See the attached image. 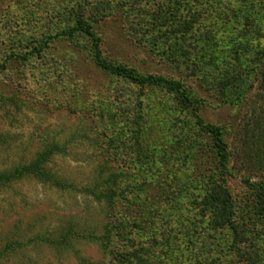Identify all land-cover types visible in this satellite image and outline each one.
<instances>
[{
    "label": "rangeland",
    "instance_id": "1",
    "mask_svg": "<svg viewBox=\"0 0 264 264\" xmlns=\"http://www.w3.org/2000/svg\"><path fill=\"white\" fill-rule=\"evenodd\" d=\"M228 1L232 2H206L218 11L202 14L189 44L179 38V65L165 53L170 40L156 37L151 24L150 15L163 9L167 0H0V63L10 52H28L41 37L71 26L78 15L91 21L100 14H112L101 22L91 21L101 36L103 57L140 72L179 78L202 99L201 116L224 131L232 153L227 182L240 198L247 190L244 176L264 178V162L259 163L249 137L253 124L247 123L255 116L252 106H259L254 103L258 90L255 86L245 100L230 105L220 100L216 82L226 66L236 64L239 54L244 67L257 63L254 46L258 38L251 33L247 39L239 36L238 20L223 14L230 10ZM190 118L179 111L171 93L97 68L89 41L81 34L52 40L39 57L9 61L0 70V171L28 162L55 144L60 149L46 166L75 188L59 189L31 177L0 188V250L11 241L23 242L0 264L100 262V247L86 237L75 236L72 245L53 248L39 236L58 238L70 225L81 234H100L106 221L104 204L83 189L97 184L105 188L110 174L119 170L124 174L122 187L128 182L136 185L134 194L125 193L130 199L136 196L132 208L147 204L145 211L152 208L157 214L153 237L146 235L149 231L144 227L138 239L147 245L172 244V256H180L190 244L185 234L192 229L190 222L196 221L195 217L190 221L192 192L178 197L176 179L191 173L193 167L185 157L188 143L180 130ZM133 127L147 129L142 134L147 137L139 136L137 144L130 142L127 133ZM116 131L138 150L137 158L129 147L108 146ZM189 134L196 133L191 130ZM203 153L201 169L207 166L204 159L211 161L209 150ZM180 215L186 216L184 223L177 219Z\"/></svg>",
    "mask_w": 264,
    "mask_h": 264
},
{
    "label": "trees",
    "instance_id": "2",
    "mask_svg": "<svg viewBox=\"0 0 264 264\" xmlns=\"http://www.w3.org/2000/svg\"><path fill=\"white\" fill-rule=\"evenodd\" d=\"M207 1L209 0H167L163 9L160 8L156 14L150 15L151 24L157 31L156 37L165 36L170 40L166 50L168 52L165 53L176 64H182L179 63L178 51L181 46L179 38L183 39L182 42L186 39L185 42L189 44L188 40L196 33L194 31L199 29L202 14L218 11L207 4ZM228 2L230 10L223 14H232L231 17L238 20L239 36L247 39V35L251 33L256 35L255 39L258 38L254 46L257 63L244 67L239 60L242 55L239 54L236 64H232L231 68L226 66L222 70L216 84L219 85L220 100L230 105L241 103L240 101L245 100L249 91L256 86L258 92L254 95V103H259V106L258 108L252 106L255 116L248 118L247 123L251 120L253 124L249 129L251 130L249 137L251 144L256 146L255 153L260 159L259 163H263L264 0ZM110 15L112 14H100L98 18L91 21L98 23ZM91 21L83 15L76 16L71 26L60 28L51 35L41 37L38 44H35L30 51L7 54L0 63V70H4L9 61H26L30 56H41V52H44L52 40L58 38L66 40L81 34L89 41L90 56L100 70L139 86H157L171 93L177 101L179 111L190 114L192 118L190 122L184 121L180 130L188 143L185 157L191 161L193 167L190 168L191 173H187L184 177L180 174L176 179L179 182L178 197L185 198V193L192 192L188 198L194 212L190 221L194 217L196 221L193 224L192 221L190 222L192 228V231H189L190 234L188 231L184 232L190 239L186 240L187 244H190L187 245L185 252L179 253L181 258L172 256V249H174L172 244L170 247L167 246L168 244L164 247V244L155 246L157 242L153 245L141 242L137 235L144 231V227L149 231H145L146 235L153 237L157 214L152 208L145 211L147 204L146 207L136 204L135 208H132L136 196L130 199L125 193L127 190L134 194L136 185L128 182L122 187L124 174L119 170L110 174L105 182L107 184L105 188L101 189L97 184L83 189L92 194L98 203L104 204L106 221L100 234H81L70 225L64 228V232L58 238L39 236V239L53 248H65L72 245L71 241L75 236L86 237L97 244L102 252L101 261L92 262V264H166V261L170 262L167 264H231V262L232 264H264V178L253 180L250 176H244L242 181L247 190L240 198L235 196L227 182L231 150L222 127L217 123L204 120L201 116L202 99L195 96L179 78L140 72L134 66L105 59L101 48V36L95 29L96 24ZM199 39L200 37L197 38ZM232 42L230 40V46ZM145 130H147L146 127L128 129L127 133L131 136L130 142L137 144L139 136L147 137L146 134L142 135ZM191 130L196 133L194 136L189 134ZM184 131L185 134H183ZM116 132L113 138L109 137L108 146L113 144L116 147L120 146L119 149L129 147L137 158L138 150H134L130 146L132 144L129 145L125 138H122L121 133ZM59 149L55 144L47 146L32 160L19 162L10 169L1 170L0 188L27 177L59 189L75 188L71 182H65L46 166L49 157ZM203 150H209L211 161L204 159L207 166L201 169L199 163L204 157ZM152 161L154 162L153 159ZM177 219L184 223L186 216L180 215ZM191 233L195 235L192 236ZM21 245L23 242L18 240L6 243L0 250V259L7 257L14 248ZM157 247L160 249L156 252Z\"/></svg>",
    "mask_w": 264,
    "mask_h": 264
}]
</instances>
